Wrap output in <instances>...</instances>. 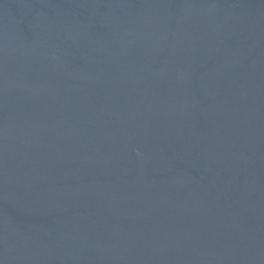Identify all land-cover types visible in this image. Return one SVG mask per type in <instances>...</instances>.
Instances as JSON below:
<instances>
[{"label":"water","instance_id":"obj_1","mask_svg":"<svg viewBox=\"0 0 264 264\" xmlns=\"http://www.w3.org/2000/svg\"><path fill=\"white\" fill-rule=\"evenodd\" d=\"M0 264H264V0H0Z\"/></svg>","mask_w":264,"mask_h":264}]
</instances>
